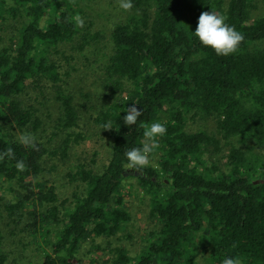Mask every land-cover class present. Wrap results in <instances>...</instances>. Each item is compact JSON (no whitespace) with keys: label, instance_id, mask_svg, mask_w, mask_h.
Instances as JSON below:
<instances>
[{"label":"trees","instance_id":"obj_1","mask_svg":"<svg viewBox=\"0 0 264 264\" xmlns=\"http://www.w3.org/2000/svg\"><path fill=\"white\" fill-rule=\"evenodd\" d=\"M90 1L0 0V151H14L0 159V222L8 229L0 228V264H198L201 251L209 264L225 255L264 264V15H254L255 0H133L108 37L85 19ZM204 11L243 34L237 51L219 56L192 36ZM90 58L103 100L89 106L83 128L89 97L79 83ZM133 104L142 114L130 128L123 116ZM196 119L213 120L224 139L250 140L247 151L233 146L222 167L216 134L189 129ZM156 120L166 133L153 163L124 170L123 153L144 141L141 124ZM23 131L36 136L35 148L15 142ZM92 131L104 143L107 136L109 162L95 171L92 157L79 158L65 176L77 190L63 199L52 173ZM130 180L151 203L153 226L139 252L123 243L132 247V232L121 236L133 216ZM19 236L23 253L10 263ZM96 239L89 258L84 244ZM33 244L49 251L34 259Z\"/></svg>","mask_w":264,"mask_h":264},{"label":"rangeland","instance_id":"obj_2","mask_svg":"<svg viewBox=\"0 0 264 264\" xmlns=\"http://www.w3.org/2000/svg\"><path fill=\"white\" fill-rule=\"evenodd\" d=\"M255 6L256 9L254 11L255 16L264 15V0H255ZM83 10L85 11L86 21L90 23V27L93 25L94 31L103 32L107 37L109 36V33L111 31V26L117 22H119L121 19H126L129 14V11H123L119 9L116 0H93L90 2H87L86 4H82ZM92 22V23H91ZM102 45V44H100ZM99 48L96 50L97 56L95 57L96 60L102 58V53L104 50H102L103 46H98ZM95 49V48H92ZM84 57H90L86 53H84ZM82 70H86V76L85 78L79 83L81 87L85 89V93L88 95L89 100H85V103L87 106L80 112L81 117V124L84 128L87 122V118L89 117V106L92 105L94 102H96L97 105H99L103 100V94L100 87L101 79H100V72H99V66L94 64L92 62V58H90L89 62L86 61L82 67ZM108 101V100H107ZM54 108V105L51 106ZM195 121V122H193ZM189 129L194 130H200L205 129L210 132H213L216 134V137L220 141V145L223 148V152H220V154L216 155L215 158L221 159V157H224V162L222 161L221 166L224 167L226 165V158L225 156L229 154L231 148L233 146L241 147L243 151H247L245 147L247 144H250V140H247L246 143L244 141L242 142L239 139H224L222 135L217 134L215 123L213 120L209 121H203V120H190L189 121ZM86 131V130H84ZM104 136V137H103ZM106 142L105 139L106 135H100ZM106 142L100 141L98 138L97 132H90L89 139L84 142V146L77 147L75 149V153L73 152L71 154V157H68L65 161H60L59 167H58V173L53 172L52 176L58 177L59 181V193L61 197L72 199V195L77 190V184L78 183H70L68 178H66V174L73 168L75 165L79 166V163H76V161L81 158L84 160V157H92L95 161V163H87L90 167L95 169V171H101L109 162V148ZM96 154H98L96 158ZM153 156L151 155L150 160L151 164L153 163ZM207 157V156H206ZM207 159V158H206ZM210 163V161L208 162ZM127 192L130 190L131 192L126 193V204L131 209L133 216L132 221L127 225L126 229L121 233V236L127 235V232H132V235L136 238V240L132 241L133 245L132 247L129 246V241H124L123 243L126 244L132 252H139L141 248L143 247V240L147 238V233L153 226V221L149 219L148 214L150 211V200L149 197L145 196L141 189L137 186V182L135 180L127 181ZM5 214V213H4ZM0 217L2 215L0 214ZM6 218V214H5ZM0 228L3 230V232H7L8 229L5 226V223L0 222ZM16 239V250H14L13 254L10 255V263L13 260V258L21 259V255L23 253L22 246L18 243L19 237H14ZM6 242L4 245H8L9 249L10 247V238L9 236H6L5 238ZM131 242V243H132ZM97 244H101V241L99 239H96V241L91 245L90 243H85L82 253L87 252L89 249L91 251L90 257H93L97 253V248L93 247ZM143 244V245H142ZM38 246V245H36ZM46 250L49 251V248L46 246H43L41 249L35 248L34 244L32 245L31 252L33 254L34 259H37L38 253H42V251ZM27 252H30V249L27 250ZM88 260V259H87ZM87 262V261H86ZM197 263L198 264H209L207 260V254L203 253L201 251V254L197 257ZM14 264V263H11Z\"/></svg>","mask_w":264,"mask_h":264},{"label":"clouds","instance_id":"obj_3","mask_svg":"<svg viewBox=\"0 0 264 264\" xmlns=\"http://www.w3.org/2000/svg\"><path fill=\"white\" fill-rule=\"evenodd\" d=\"M119 9L129 11L133 7V0H116ZM82 23V22H81ZM192 36L205 48H210L219 56H228L237 51L238 46L244 37L241 32L233 26L226 23V17L217 14L214 11L201 12ZM123 116L124 125L131 128L137 124V118L141 116V111L133 104L126 108ZM143 127L144 141L140 147H132L124 153L122 167L124 170L133 169L140 172L141 169L151 164L150 157L160 147L159 139L166 133V126L158 120L148 124H141ZM111 128L110 122L102 125V129ZM15 142L23 147L35 148L37 144L36 136L27 131L18 133L15 136ZM14 159V151L12 147H7L4 151H0V159ZM14 167L18 171L25 169V163L22 159L15 160ZM220 264H244L243 259L239 255H225Z\"/></svg>","mask_w":264,"mask_h":264}]
</instances>
